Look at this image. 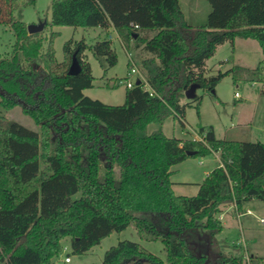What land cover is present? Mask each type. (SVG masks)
Instances as JSON below:
<instances>
[{
	"label": "trees",
	"instance_id": "16d2710c",
	"mask_svg": "<svg viewBox=\"0 0 264 264\" xmlns=\"http://www.w3.org/2000/svg\"><path fill=\"white\" fill-rule=\"evenodd\" d=\"M207 1L206 21L193 24L180 0H52L47 24L114 27L127 48L146 52L138 63L151 90L136 82L127 87L124 103L108 104L84 92L95 80L86 51L113 66L112 39L89 45L70 38L58 61V33L52 32L43 51L39 34H30L15 16V0H0V23L10 24L16 38L11 56L0 58V105L20 106L40 127L0 115V264H52L66 237L75 252L84 253L131 224L142 239L163 242L166 261L123 239L106 250L103 264H245L242 252L221 245L219 214L231 204L241 209L247 200H264V141L218 138L209 125L198 128L203 140L148 130L169 116L185 127L186 90L198 84L214 91L228 73L261 81L264 95L262 62L233 64L215 75L207 65L219 45H233L237 37L256 39L264 52V0ZM74 54L78 74L69 73ZM21 56L42 64L28 69ZM192 101L198 107L201 96ZM213 151L221 152L222 163L198 192L177 194L172 167ZM203 229L209 231L210 255L197 251Z\"/></svg>",
	"mask_w": 264,
	"mask_h": 264
},
{
	"label": "rangeland",
	"instance_id": "374dc122",
	"mask_svg": "<svg viewBox=\"0 0 264 264\" xmlns=\"http://www.w3.org/2000/svg\"><path fill=\"white\" fill-rule=\"evenodd\" d=\"M186 19L193 24L204 23L211 10V5L207 0H180ZM15 16L24 21L27 26L32 23L38 24L40 21L50 22L52 17V0H15ZM52 32L58 35L54 39L55 55L58 61L64 58V43L70 38L85 39L92 45L97 39L107 37L112 39V45L117 53V62L109 66L101 58L97 59L90 50L86 51V57L91 63L92 72L95 76L93 87L85 89V94L92 98H98L108 104H122L125 101L127 89L128 71L131 68V59L139 67L138 57L144 56L146 52L143 48H127L118 38L117 32L112 29H102L100 27H82L67 25H51L45 23L44 28L37 32L43 40L42 50L48 45V40ZM15 35L10 24L0 23V58L9 57L12 54ZM234 45L225 42L218 46L216 53L207 60L210 75L217 74L220 70L226 71L229 66L223 63L222 68H216L221 62L232 56ZM237 49L240 53L241 61L248 64L243 65L237 61L233 64L254 67L260 62L264 65V52L259 42L253 38H240L237 41ZM21 61L28 69H33L42 64L40 58L28 60L21 56ZM103 66L101 65V62ZM141 70V69H140ZM142 72V71H141ZM143 74V73H142ZM138 78H140L138 76ZM136 79V74L131 76V80ZM245 78H235L233 73L226 74L216 85L214 91H209L202 87L197 89V94L201 96V101L197 107V102L192 98H183L182 103H190L186 106L185 127L180 118L169 116L163 122L150 123L149 132L162 128L166 135L190 138L192 133L198 132L201 125L213 126L219 137H237L242 140L264 141V95L260 92V83L254 84ZM238 92V95H236ZM262 94V95H261ZM262 96L259 101L258 97ZM0 115L9 121H17L26 127L39 130V126L33 119L25 114L20 106L12 109H4L0 105ZM188 130V131H187ZM240 132V135L233 136V133ZM211 155V154H209ZM209 155L190 156L182 164L177 165L178 171L175 179H191L200 181L206 168H212L214 160ZM204 159V164L200 160ZM180 166V167H179ZM213 169V168H212ZM185 195H195V185H187ZM253 213L237 216L235 209L230 210L224 218L225 228L218 235L221 245L229 253L245 256V264H264V200L258 199L249 204ZM138 214L150 216V211H140ZM244 238L248 251L239 246L234 241ZM123 239H130L139 242L144 248L160 256L166 261L167 253L161 240H144L140 237L137 228L131 224L123 231H114L105 237L99 244L94 245L84 253H77L73 250L70 237L63 239V250L53 258L52 264H103L106 250ZM233 243V244H232ZM197 251L200 255H210L209 231L203 229L197 241ZM254 254V256L251 255ZM69 256L70 261H65ZM249 257V259H247Z\"/></svg>",
	"mask_w": 264,
	"mask_h": 264
},
{
	"label": "crops",
	"instance_id": "0c3cea01",
	"mask_svg": "<svg viewBox=\"0 0 264 264\" xmlns=\"http://www.w3.org/2000/svg\"><path fill=\"white\" fill-rule=\"evenodd\" d=\"M112 28H114V27H110L109 29H112ZM114 31H116L117 32V30L114 28ZM117 35H118V33H117ZM118 38L120 39V37H119V35H118ZM238 39H240V37H237L236 39H235V42H234V47H233V49H234V51H233V54H232V56H230L229 58H227L226 60H224V61H221L218 65H217V67L216 68H222V65H223V63H225V65H227V66H229V68L233 65V63H235L236 62V59H237V61H239V62H241V64H243V65H248V64H246V63H244V62H242L241 61V57H240V53H239V51H238V49H237V41H238ZM245 39H248V38H245ZM121 40V39H120ZM208 65V71L210 70H212L213 69V67H209L210 65L209 64H207ZM210 74V73H209ZM95 82V81H94ZM252 83H254V84H257V83H260V85H261V87H260V92H261V89H262V82L261 81H253ZM262 95V94H261ZM262 96H259L258 98V100L260 101L262 98H261ZM186 124V123H185ZM215 130V129H214ZM188 131V130H187ZM194 133V132H193ZM192 133V135H191V137L190 138H194V136H195V134H193ZM216 133V132H215ZM238 135H240V132H236V133H233V136H238ZM216 136L218 137V138H223V137H219L217 134H216ZM227 136V135H226ZM224 137V138H227V137ZM179 138H183V137H179ZM186 138H188V137H185V138H183V139H186ZM231 139H237V140H242V139H238L237 137H232ZM209 156H211L212 158V161L214 160L215 162H214V164H213V166H212V168H215V167H217V166H219L222 162H221V152L220 151H213L212 153H211V155H209ZM204 159H201L200 160V163L203 165L204 164ZM183 162V161H182ZM184 163V162H183ZM180 164H182L181 162L180 163H178V164H176V165H174L173 167H172V169H173V174H172V180H173V189H174V191L177 193V194H183V195H185V193H186V190H185V188L187 187V185H195V188H196V193L198 192V189H199V184L204 180V178L205 177H202L201 178V180L200 181H192L191 179H175L174 178V176H175V174H176V171H178V166L177 165H180ZM180 167V166H179ZM212 168H206L205 170H204V172H203V174H208L211 170H212ZM256 200H258V199H255V198H253V199H250V200H247V201H245V202H243V205H242V207H241V209H238L237 208V206L235 205V204H231V205H229V206H226V207H223V209H222V212L219 214V218L222 220V222H223V224H224V228H225V222H224V218H225V216H227V213L230 211V210H232V209H235L236 211H237V216H238V214H240V216H238V217H241V216H243L244 214H248V210H250L251 211V213H253V210L249 207V204H251V203H253L254 201H256ZM233 243H236V244H238V245H240V246H242L243 245V247H244V249L245 250H247L248 251V248H247V243H245V240H244V238H242L240 241L238 240L237 242L236 241H234ZM232 243V244H233ZM251 255L252 256H254V254L253 253H251ZM255 257V256H254Z\"/></svg>",
	"mask_w": 264,
	"mask_h": 264
},
{
	"label": "water",
	"instance_id": "95a60500",
	"mask_svg": "<svg viewBox=\"0 0 264 264\" xmlns=\"http://www.w3.org/2000/svg\"><path fill=\"white\" fill-rule=\"evenodd\" d=\"M45 23H46V20L45 21H40L38 24H36V23L29 24L27 26L28 32L30 34H32V33H37L39 31H41L44 28ZM80 70H81V65H80L77 57L74 54L72 63H71L70 68H69V73L70 74H78L80 72ZM139 82L140 81H137V83H139ZM198 88H199V85L198 84H192L190 86V88H188L186 90L185 96L187 98H194L195 95L197 94V89ZM188 154H193V152L192 151H189Z\"/></svg>",
	"mask_w": 264,
	"mask_h": 264
},
{
	"label": "built area",
	"instance_id": "2783aa9c",
	"mask_svg": "<svg viewBox=\"0 0 264 264\" xmlns=\"http://www.w3.org/2000/svg\"><path fill=\"white\" fill-rule=\"evenodd\" d=\"M133 74H136V79L134 81L131 80V76H133ZM138 76L140 78H138ZM137 81L143 82L144 87H146L147 89H150V86L146 82V79H145L144 75L142 74L141 70L138 68V66L133 61V59H131V68L128 71V78H127V83H126L127 87H132ZM236 95H238V92H236ZM203 138H204L203 135H200L198 132L194 136V139H200V140L202 139L203 140ZM248 213H251V211L248 210ZM238 216H240V214H238ZM261 221L264 222V218H261ZM247 259H249V257ZM65 261H70V257L66 256Z\"/></svg>",
	"mask_w": 264,
	"mask_h": 264
}]
</instances>
